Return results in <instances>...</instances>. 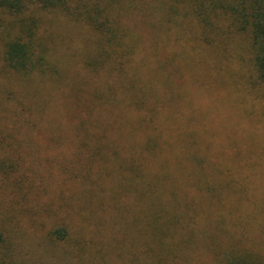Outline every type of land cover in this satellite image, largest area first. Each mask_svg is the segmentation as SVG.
Here are the masks:
<instances>
[{"label":"rangeland","instance_id":"374dc122","mask_svg":"<svg viewBox=\"0 0 264 264\" xmlns=\"http://www.w3.org/2000/svg\"><path fill=\"white\" fill-rule=\"evenodd\" d=\"M182 1L161 0L169 7L166 16L173 19L174 5L183 8ZM136 3L143 11L126 9L119 20L120 29L131 34L127 46L135 47L123 67L151 94L149 110L157 94L172 99L177 113L154 121L164 131V142L153 154L159 162H181L192 175L181 137L191 121L206 160L221 165L232 160L235 186H219L222 178H216V190L199 189L187 171H175L178 187L143 188L131 168L142 164L140 119L146 112L133 106L132 94L123 89L116 72L122 66L101 58L106 38L83 21L36 9L44 65L19 73L4 63L5 42L18 33L5 16L0 28V264H235L247 255L264 264V157L254 153L259 142L264 145V123H255L258 91L250 83L251 67L239 56L247 59L246 47L237 38L230 44V62H223L221 74L218 60L193 49L189 23L173 20L171 36L160 29L159 0ZM234 71L235 80L228 75ZM168 75L171 89L163 83ZM112 85L117 87L111 93ZM172 95L183 98L179 102ZM108 97L120 104L106 107ZM100 120L107 129L102 145L87 135Z\"/></svg>","mask_w":264,"mask_h":264},{"label":"trees","instance_id":"16d2710c","mask_svg":"<svg viewBox=\"0 0 264 264\" xmlns=\"http://www.w3.org/2000/svg\"><path fill=\"white\" fill-rule=\"evenodd\" d=\"M182 3L183 8L178 7L180 6L179 3L174 5L176 8L175 10L173 8L175 15L171 19V17L166 16L167 14L164 13L169 7L167 9L163 8L165 3L159 0L158 9L162 19L160 23L162 25L160 26L161 31L165 29L172 36L174 33L172 31L173 27L176 26L175 23H189L191 40L194 42L193 49L197 53L209 55L215 62L218 60L222 66V68L220 67L218 69V72L221 74L224 71L223 62L227 59L229 61V54H227V51L229 52L228 47L230 44L235 43L236 38L239 39L241 42L240 45L242 47L244 45L248 53L247 59L239 55L241 56L240 60L242 62L247 61L251 67L252 76L250 83L258 91L257 94L259 96L258 102L260 104H256L259 107H255L259 111L254 112L256 117L255 123L263 124L264 0H183ZM137 5L136 0H0V28L4 26L3 17L9 16L12 19V24L18 30V33L14 37H11L5 42L4 63L9 69L19 73H31L43 68L44 56L41 54V51L44 48V44L39 37L41 18L36 16V9L62 13L69 18L85 22L92 29L102 34L106 38V47H103L101 58L104 61L114 62L122 66L116 72H118L119 78L122 79L121 81L124 80L126 86L122 84L123 89L126 93L132 94V105L146 112L145 117L143 116L140 119L145 132L144 144L140 149L142 164L138 168H131V170L138 171V178L142 180L143 188L160 190L161 188L178 187L173 182L175 178L174 172L187 171H185L181 162L178 161L176 163L177 165L175 164L176 166L167 159L166 161L162 160L159 162V157L156 156L157 154H153L158 148L161 149V144L164 142V131H161L158 126H155L154 121L158 117L172 119L176 116L175 114L177 113L173 111L170 102L172 99L170 100L165 96H158L156 94L157 100L155 107L149 110L147 104L151 100V94L147 90H141L140 80L129 76L123 67L126 63L125 59L133 54L135 47L127 46L125 40L131 34L129 31L120 29L119 20L121 13L126 9L130 12L132 10V13L135 10V12L143 11ZM180 9L182 10L181 12H179ZM173 20L177 21L174 23ZM153 48L156 50V47ZM219 49H224L226 53L219 55ZM153 53L154 51L148 52L145 55V60L150 62ZM174 56L181 57L182 54H175ZM161 66L162 68L166 66L165 61L161 63ZM181 75L183 74L181 73ZM228 75L229 78L235 80V71L234 73L229 72ZM158 78L160 77L158 76ZM163 79L164 81H162L165 86L171 89L172 75L164 76ZM116 87V85L110 86V92L112 93L114 89L116 90ZM101 94L99 97H105L104 93ZM128 97L130 98L131 96L128 95ZM171 97L176 100L179 99V102L183 98V96L175 97L173 95ZM118 101L115 97H112L111 100L108 97L104 103L106 107L113 108L120 104ZM147 121L152 124L154 129L148 126ZM102 124H104L103 120H100L99 124H94L96 131L94 133H87L89 139L94 137L93 139H96L99 145L104 144L105 140H107V129ZM181 137L183 138L182 142L187 151V158L194 166L193 171L195 173L192 172L193 174L190 175L188 171L186 172L193 179L194 185L199 189L216 190L217 185L213 182L216 178H222L220 179L221 185L219 184V186H235V182L231 183L232 180H230L232 179L233 169L235 170L231 165L232 160L228 159L222 165L219 163H210L206 160L201 154V134L192 126L191 121L188 122L186 131L183 132ZM98 148H101V146ZM258 148V151L255 149L254 153L256 157L263 158L264 145L259 142ZM99 150L101 152L102 149ZM100 152L98 154H101ZM154 162L158 164L157 168H155L156 165ZM151 164L154 165L152 169H150ZM178 164L182 168L177 167ZM5 167L6 165H1L2 169ZM156 170L155 177L150 179L152 171ZM156 175H158L157 178ZM258 259V257L247 255L246 257H240L235 264H260L256 261Z\"/></svg>","mask_w":264,"mask_h":264}]
</instances>
